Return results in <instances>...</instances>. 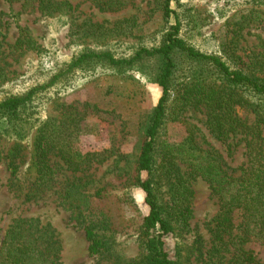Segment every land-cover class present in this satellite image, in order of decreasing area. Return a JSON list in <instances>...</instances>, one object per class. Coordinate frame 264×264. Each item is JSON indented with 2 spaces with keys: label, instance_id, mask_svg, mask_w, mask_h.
<instances>
[{
  "label": "rangeland",
  "instance_id": "rangeland-1",
  "mask_svg": "<svg viewBox=\"0 0 264 264\" xmlns=\"http://www.w3.org/2000/svg\"><path fill=\"white\" fill-rule=\"evenodd\" d=\"M58 1L70 3L67 14L44 15L38 0H0V98L45 79L48 74L41 73L43 66L63 67L84 51L110 50L118 58L131 56L143 46H157L168 27L161 0H128L112 8L98 0ZM173 6L190 21L181 35L195 49L222 56L232 67L238 63L232 57H240L244 68L264 64V0H179ZM22 27L31 33L36 48H15ZM174 60L173 94L183 93L182 85L190 82V77H206L205 84L220 82L213 66L193 61L180 51L174 53ZM160 66L158 57L118 68L91 60L38 93L18 120L8 123L0 119V253L12 224L33 218L53 229L61 245V264H127L145 254L140 240L143 231L138 227L150 207L137 183V164L147 125L163 93L155 82ZM93 68L102 69L101 74L86 79L84 72ZM262 72L264 69L256 75H264ZM175 102L169 105L161 128L160 154L175 146L187 164L193 159L190 148L213 165L214 158L232 168L246 161L244 142L216 138L204 106H190L176 116L172 111ZM236 111L248 122L255 120L250 107L237 105ZM50 118L55 119L60 142L73 153L88 155L84 163L70 167L58 150L52 151L48 161L52 179L42 184L35 139ZM12 152L15 158H11ZM138 175L148 177L146 171ZM211 175L214 177V169ZM191 177L190 224L182 228L181 222L174 220L175 230L165 236V246L181 264H206L219 203L208 180L200 175ZM155 193L166 207L171 196L167 181L161 179ZM241 221V212L235 211L236 231ZM89 225L108 241L109 250L90 251L86 238ZM244 246L264 260V239L251 237Z\"/></svg>",
  "mask_w": 264,
  "mask_h": 264
},
{
  "label": "trees",
  "instance_id": "trees-1",
  "mask_svg": "<svg viewBox=\"0 0 264 264\" xmlns=\"http://www.w3.org/2000/svg\"><path fill=\"white\" fill-rule=\"evenodd\" d=\"M127 1L98 0L107 4L109 8L113 5L120 7ZM173 3L179 4V0H161L160 3L168 25L161 44L143 46L131 56L118 58L110 50L100 52L89 50L82 52L63 67L57 64L56 68L55 65L43 66L41 73L48 74L45 79L33 83L25 90L6 93L0 98V119L8 123L18 120L23 111L31 107L38 93L55 83L59 77L76 67H82L88 61H104L118 68L136 65L146 58H160L161 66L155 82L162 87L163 93L147 125L137 164L138 173L141 171L148 173L147 179H142L137 173V183L145 191L146 202L150 207L149 214L141 218L138 227L143 231L140 240L145 254L127 264H181L179 257L172 258L169 255L164 238L175 230L174 220L181 222L182 228L190 224L194 195L192 175L193 178L200 175L208 180L219 203V209L212 220V252L206 264H264V260H258L253 252L244 246L251 237L264 239V111H262L264 75H256L264 69V64L260 66L250 64L244 68V62L240 57H232L234 62L238 60L232 67L224 57L204 53L189 45L181 33L184 24L190 21L183 18ZM38 4V9L49 16L65 15L71 8L67 1L38 0ZM35 44L37 42L28 29L20 28L15 48L22 51L34 49ZM177 51L187 54L193 61L213 66L220 76V82L205 84L206 77H190V82L182 85L181 89L184 92L173 94L175 91L172 88L173 76L177 70L174 53ZM101 72L102 69H89L84 72V77L88 80L94 79ZM246 93L250 97L246 96ZM170 99L171 104L176 101L172 105V111L176 116L190 106H204L207 110V123L216 138L224 142L235 139L237 142H244L246 161L240 167L232 168L227 166L225 161L214 158L213 165L207 157L196 154L190 148L193 159L187 164L188 160L177 155L178 148L175 146L160 154L159 137L164 121L169 115ZM252 101L262 104L256 105ZM237 105L250 107L252 112L255 111V120L248 122L239 116L236 111ZM54 121V118L46 121L35 139L39 173L41 171L38 180L44 181L42 184H47L52 179L49 174L52 167L48 164L52 151L58 150L70 167L84 163L88 155L73 153L64 141L60 142ZM15 154L12 152L11 158H15ZM10 166L15 169L14 161L10 162ZM43 169L47 170L44 174ZM212 169L214 177L211 175ZM161 179L167 181L171 194L166 207L159 203L155 193L156 185ZM235 211H240L242 216L239 231H236L237 228L233 225ZM86 238L92 253L109 250L108 241L100 237L93 225L86 228ZM60 250V241L49 224L42 225L38 219L21 218L14 222L6 233L3 250L0 253V264H61ZM113 264L120 262L114 261Z\"/></svg>",
  "mask_w": 264,
  "mask_h": 264
}]
</instances>
